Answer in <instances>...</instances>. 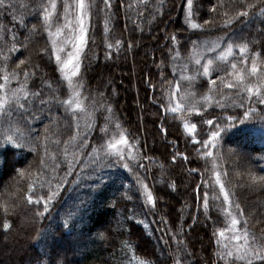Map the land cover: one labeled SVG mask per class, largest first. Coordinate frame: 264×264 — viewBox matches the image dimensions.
Segmentation results:
<instances>
[{
	"label": "trees",
	"instance_id": "trees-1",
	"mask_svg": "<svg viewBox=\"0 0 264 264\" xmlns=\"http://www.w3.org/2000/svg\"><path fill=\"white\" fill-rule=\"evenodd\" d=\"M185 1L111 0L104 27L98 17L91 21L78 76L86 107L81 112L74 105L66 111L56 101L42 106L39 99L26 105L29 111L15 104L0 110L2 264H247L228 244L232 217L241 234H249V244L253 237L264 242V104L245 87L260 86L264 79V0H192L189 22L183 17ZM12 2L14 9H0L5 27L0 31V68L7 54L8 71L20 65V81L25 71L30 74V92L39 91L46 100L52 95L70 99L41 18L31 8L19 7L28 0ZM33 25L38 34L29 31ZM13 32L24 46L16 43L9 53ZM214 42L230 45V55L220 59L209 52L206 47ZM200 56L205 63L213 61L208 75L195 62ZM100 69L107 70L104 88L95 78ZM125 84L127 105L125 94L118 93ZM16 87L12 80L9 88ZM178 89L189 94L190 107L180 103ZM175 102L181 108L173 112ZM212 131L219 136L206 149ZM121 132L129 142L125 160L111 156V166L93 171L87 156L92 146ZM84 140L89 147L74 160L73 145ZM42 172L62 187L48 211L37 215L44 204L35 201L47 193L40 187Z\"/></svg>",
	"mask_w": 264,
	"mask_h": 264
},
{
	"label": "snow or ice",
	"instance_id": "snow-or-ice-1",
	"mask_svg": "<svg viewBox=\"0 0 264 264\" xmlns=\"http://www.w3.org/2000/svg\"><path fill=\"white\" fill-rule=\"evenodd\" d=\"M61 3V0H28L27 4L21 3L19 7L21 8H31L33 13L36 14L41 18V23L44 27V30L48 32L49 36H52L55 34L56 36H60L63 29H71V32L73 33V36L71 37V43L73 48L75 49L74 52L68 53L67 60L61 62V57L59 55H56V60L58 63L61 64V71H64V69L69 68V65H71L73 68L76 69V71H71L70 75L66 74L65 78L68 80L69 87L73 90L72 96L70 99L66 100H60L56 95L50 96L49 99H42V93L37 92H30L28 90L27 80L29 77V73L27 71L24 72V81H20L19 79V67L20 65L16 66V69H13L12 71H8V61L10 59L9 55L5 54L3 56V63L4 67L0 68V72H3V83H0V92H2V95H0V110H3L5 107H11L13 104L17 105L20 109H23L25 111H29V109L26 107L30 102L33 103L36 99L40 100L41 105L49 104L51 101H56L58 104H62L67 106L66 111L68 108H71L73 105L75 108L80 109L82 106V102L79 99L80 92L79 88L82 87V85L78 83H74L71 79V77H76L77 73L80 69V53L82 51V47L87 43V34H88V26H86V21L90 24L91 19V9L94 6V0L90 2V0H62V6L63 11L58 13V4ZM103 3L105 5V9H111L112 4L111 0H103ZM189 8L192 7V0H187ZM16 5L12 2V0H0V9H14ZM249 7H252L249 5ZM264 12V9L261 10ZM240 15H247L246 12L240 13ZM15 18V17H14ZM63 21L60 26L56 27L55 33L52 32V28L57 25L60 21ZM190 26L192 28H197L198 25L195 23L190 22ZM0 31H5V27L2 23H0ZM6 31H11L10 29ZM31 33L38 34L39 28L37 25H33L31 29H29ZM107 32V29H105ZM29 36L24 35V41H28ZM173 40L176 39L175 36L172 37ZM12 40H13V48L9 49V53L14 50L16 43H21L22 46H24L23 42L20 41L16 35L15 32L12 33ZM69 41L66 40L65 43H68ZM117 44L120 43V41H116ZM109 48L112 47L111 44L108 45ZM211 50V48H209ZM245 49L242 47L241 52L243 53ZM177 56H179V53H177ZM223 54L221 55L220 59H223ZM196 64H201V61L197 59ZM20 64H24V61H20ZM213 64L212 60H209L207 64L203 65L204 68V74L208 75L210 66ZM233 68H235V65H233ZM251 72L253 74L257 73L256 64L253 63ZM34 75V74H33ZM239 79L242 81L243 77H239ZM12 80H16L18 87L16 88H9V84ZM234 85L228 84L227 87L232 88ZM243 86V85H242ZM246 91L249 93V95L256 93L258 96V102L260 104H264V79L261 80L260 86H245ZM48 88L51 90V84H48ZM103 95V94H101ZM177 95L179 97L180 103L184 104L185 107H190V101H189V94L188 93H180L179 89L177 90ZM171 97V94H170ZM171 102V99H170ZM180 107V104H177L176 107L172 109V111H176L177 108ZM50 110V109H49ZM108 111L111 112L110 106L108 107ZM75 117V113H73ZM90 118V114H89ZM229 120H232L233 118L231 116L228 117ZM205 123L208 125H212V120H206ZM91 125H87L85 128V132L90 128ZM119 124H117V128H119ZM219 127V125H217ZM195 128V125L192 126V128L189 129V131H192V129ZM101 131L106 132V128H102ZM81 138H83V133H80ZM219 136V132L212 131L211 136L209 137L208 141H204V147L207 149L209 141H212L214 138ZM7 139L11 140L10 136L6 137ZM73 140L76 139V137L72 138ZM68 143V142H66ZM129 142L126 139L123 132L120 133L118 140H108L105 143H101L98 146H92V152L87 153V156L91 157L90 164L92 166V170L95 171L96 169H99L103 166H111L112 161L109 159L111 156H116L119 161L125 160V156L123 151L119 149V145H127ZM75 147L76 152L73 153V159L78 160L79 155L77 153L83 154L84 150L89 147L87 140H84L83 143L79 145H73ZM95 154V155H94ZM64 155H68L67 148L64 150ZM129 155H131L129 153ZM179 155V153H178ZM206 156L211 157L213 153L211 150H207L205 152ZM175 159V158H174ZM186 159V157H185ZM53 160L55 161V157H53ZM107 161V163H105ZM41 164L43 165L44 162L41 161ZM71 166V162H70ZM55 168H59L60 165L58 163H54ZM125 168H129V165L127 163H124ZM143 167V165H141ZM213 167H215V163L213 164ZM131 170V169H129ZM195 171V170H193ZM71 175V173H69ZM217 180L216 183L220 185V192L223 194L224 202H229V193L226 191L224 184L219 179V174L217 173ZM255 179V178H253ZM262 181H264V177L260 178ZM40 187L41 188H47V193L45 196H40L36 199V203L39 204L43 202L44 209L43 212H37V215H43L48 211V207L51 204V202L58 196V191L56 190L59 187H62V184L59 182L56 185H53L51 180L45 179V175L42 172L39 177ZM31 190V185L29 186ZM147 200L149 203H152L153 196L151 193H148ZM28 202L32 203V196H28ZM205 203H207V193H205ZM238 210L240 209V206L237 204L235 206ZM225 211L227 212L228 209L226 208ZM231 215V213H229ZM239 215L243 216L244 212L243 210L239 211ZM238 223V220L235 217H232L231 219V225H232V231H236V224ZM246 223V222H245ZM4 228L7 229L9 227L8 223H4ZM67 226V223L66 225ZM221 236L224 235L223 232L220 233ZM248 233L245 231L244 233V239H245V245L244 246H236V254L238 259H246L247 264H253L254 261H260L261 264H264V242H258L255 237L252 238V243H248ZM235 239H240L239 236L234 237ZM223 255V254H222ZM233 252L229 251L227 252V256H232ZM140 264H144L143 261L140 262ZM176 264H180L179 260H177Z\"/></svg>",
	"mask_w": 264,
	"mask_h": 264
},
{
	"label": "rangeland",
	"instance_id": "rangeland-1",
	"mask_svg": "<svg viewBox=\"0 0 264 264\" xmlns=\"http://www.w3.org/2000/svg\"><path fill=\"white\" fill-rule=\"evenodd\" d=\"M90 2H92V0H90ZM58 5H59L58 13H60V12L63 11L62 0H61V3H59ZM108 11H109V9H105V5L103 3V0H94V6L91 9L92 15H91L90 23H91V21L93 19L97 20L99 18V21L102 23V27H104L103 26V22L106 19V15H107ZM183 17L186 18V22H189L190 8L188 6L187 0L184 3ZM62 23H63V21L61 20L57 25H55L53 27L52 32L55 33L56 27L60 26V24H62ZM188 24H190V23H188ZM89 25H90L89 22L86 21V26H88V30H89ZM72 36H73V33L71 32V29H63L60 36H56L55 34H53L50 37V42H51V46H52V50H53L55 59H56V55H59L61 57V62H63L65 60H67L69 52H74L75 51V49L73 48L72 43H71V37ZM66 40H68L69 42L65 43ZM83 47H82V49H83ZM209 48H211V50H209ZM206 49L209 52L215 51L217 56H218V58H220L221 55L223 54V56H224L223 59L228 57L230 55V53H231V46L230 45L224 43V47H222L219 42L211 43L210 45H208L206 47ZM80 58H81V53H80ZM201 59H202V56H200V60ZM56 63H57L58 70H59L61 76L63 77V79L66 81V83L68 85V80L65 78V76H66V74L70 75V72L71 71H76V69L73 68L71 65H69V68L64 69V71H61V64L58 63L57 60H56ZM79 63H80V59H79ZM201 63H202V66L204 64H207V62L205 63V61H203V60H201ZM106 69L97 70V72L95 73V78L97 80V85L101 86L102 88H104V86L106 85V75H107V70ZM176 69H178L179 71H182V73H185V72H183L182 69L179 68V66ZM119 72H121V74H125L122 69H119ZM202 74H204V68H203ZM78 76H79V71L77 73V76L76 77H71V79H72V81L74 83L80 84L79 83L80 80H78ZM180 77H182V75ZM68 87H69V85H68ZM80 89L82 90V87L79 88V92H80ZM70 90H71V93H72L73 90L71 88H70ZM120 90H122V92L125 94V97H124L125 98V104L127 105L128 104L127 103L128 86L125 84V86L123 88H118V93L120 92ZM79 99L82 102V106H81L80 109H77V113L81 112L84 108H86L82 98L79 97ZM177 104H180V103L179 102H175V105H177ZM179 108H181V106ZM118 139H119V137L118 138H114L113 140H118ZM118 147H119V149L121 151H123V153L126 151V148H127L125 145H119ZM235 228H236V231L233 232L232 231V225H231V228H230L231 231L228 230V236H229V240H230V242L228 241V244L232 248H235L238 245L239 246H244L245 245L244 236L241 234V231L239 230V228H237V224H236ZM236 236H239L240 239H238V240L235 239L234 237H236ZM96 238H97L96 236L92 237V239H96ZM222 246L224 248L228 247L227 243L224 242V241H222ZM85 248L86 247L84 246L83 249L85 250ZM0 264H2V263L0 262Z\"/></svg>",
	"mask_w": 264,
	"mask_h": 264
}]
</instances>
